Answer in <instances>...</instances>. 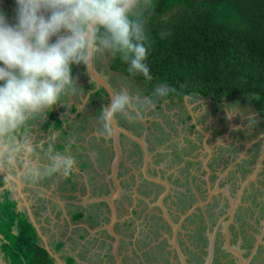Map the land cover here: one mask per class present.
<instances>
[{
  "label": "rangeland",
  "instance_id": "obj_1",
  "mask_svg": "<svg viewBox=\"0 0 264 264\" xmlns=\"http://www.w3.org/2000/svg\"><path fill=\"white\" fill-rule=\"evenodd\" d=\"M8 1L14 2L15 0H0V4L1 2L6 4ZM166 17L162 16L161 18L165 19ZM112 59L113 56L107 53L96 56L95 69L102 74L101 69L108 67ZM115 75L117 76V74ZM118 77L119 83L124 82L125 85L114 84L113 87L117 91V88H121L127 89L129 92H139L144 96L149 95L145 86L139 84L129 85L128 81L136 84L135 80L129 76L122 73ZM106 78L112 81L110 77L107 76ZM85 80L89 81L87 77H85ZM77 97H79L78 94L72 93V102L78 106L79 102L75 100ZM103 99L105 98L103 97ZM85 105H89V108L82 107L81 110L78 109L81 114L80 117H76L78 112L72 114L70 103H63L61 109L59 107L53 108L60 113L64 125L68 126L66 128L68 134L65 131L66 136L63 137L66 142L61 140L59 131H54L52 138L55 136L58 142L61 140V142L67 143L63 144V149L56 150L63 151L67 148L69 154L76 160V165L70 173V175L72 174L71 181H66L68 175L63 173H57L44 182H25L26 186H24L23 181L17 180L21 186V196L28 203L31 211L34 209L32 204L43 201L39 199L43 198L49 203H56L53 204L55 206L60 205L63 209L65 208L67 210L65 211L66 215L68 211L79 210L85 213L80 225L73 226L75 222L70 221V229L77 227V230L70 232V236L67 235L69 237L64 238L70 252L74 250L81 252L83 244L87 241L92 243L91 249L98 247L100 243V241H94L95 238L99 237L97 234L99 227L94 223L99 207L95 204L97 205L96 200L98 198L105 197L104 194L107 191L105 188V183H107L106 174L112 157L109 151L104 152L101 149L102 147L108 148L109 142L106 143L105 139L104 141L100 140L104 135L99 131L98 118L96 119V116L92 114L93 109L90 103L87 102ZM230 105L236 108L234 112L230 113ZM250 119H254V122H250ZM116 121L122 124L121 131L125 135L122 138L123 154L121 162L123 166L120 168V172L123 174L122 179L127 177L125 173L127 167L130 166L131 173L135 172L132 161H135L138 155L135 156L136 151L132 152V149L137 150V147H139L148 161L153 162L154 158H158V168L162 172L167 171L175 174H177L179 168L183 167L184 163L171 161L173 167L168 170V167L172 165L169 166V161L172 158L171 152L175 151V147L178 150L181 147L191 150L188 151L189 154L181 157L191 162L187 166L189 167V172L185 175L187 177L176 182L178 188L172 186L178 189L179 192L183 191L184 188L187 199L178 194L174 199L166 201L161 199L159 201L163 214L175 227V239H177L176 234L179 236L177 245L180 250L185 252L187 261L190 264H207L209 259H212L210 260L211 264H226L224 260L216 259L220 257V253H224L220 245L219 232L226 214L218 211L217 207L208 206V202L201 201V198H199L200 191H197V187L200 185L198 174L201 172L202 163L204 162H206L205 165L209 172L221 174L219 184L235 194L237 209L239 207L247 209L249 214V217L246 218L248 222L245 225L240 220L235 221L237 222L235 224L236 229H232L230 232L232 245L243 257H248L247 252L251 250V246L254 245L257 239V249L251 250L252 253H256V257L249 259L248 264H264V238L262 239V235H258L261 226L264 224V118L258 117L247 97H238L236 100L224 101L222 104H216L208 98L195 95L187 97L184 101L175 99L170 101L159 98L134 124L129 125L119 118ZM123 126H127V128ZM30 130L28 127V139L38 147H42V144L47 141V134L44 133V137H42L41 134L35 135ZM48 146L53 147V143ZM155 147H158L157 150L159 151H155ZM53 148L55 149V147ZM156 154L162 155L163 159ZM162 162H165L168 166ZM20 170L22 176L23 170ZM240 173H242L244 179L239 175ZM189 176H191V179L188 178ZM17 182H15L16 185ZM157 182L159 183V181ZM210 182L215 183V180H210ZM10 185L6 184L4 188L12 190L13 195L11 194L10 197L17 200V209L20 211L25 209L17 192L18 187L15 188L14 184ZM72 185L74 187L71 190ZM4 188H0V191ZM147 201L148 199H145L146 203ZM118 206L119 209L130 207L124 199H121ZM140 208H143V205ZM151 213L157 214L158 212L141 211L140 219L135 224L137 226L134 227L136 236L144 237L147 232L150 233L149 230H160L164 234L168 231L171 232L170 229L151 227ZM200 214L203 216L202 221L198 216ZM52 217L53 215H51ZM68 220H70L69 216ZM99 221L102 220L99 219ZM44 224V227H42L45 230L44 234L46 236H44L51 242L52 237L59 233L58 224H56V219L55 224L52 220H48L47 223L44 221ZM248 225H251V227ZM84 228L90 231L89 235H87L88 233L84 234ZM52 229L53 231L50 232ZM139 233H142V235ZM81 235L85 239L80 243L76 238ZM153 236V234H150L149 238L153 239ZM153 241L150 240L148 246L155 247ZM131 248L133 251L128 249L126 245L122 246L121 251L125 250L122 254L125 264H127L124 260L125 254L130 260L139 257L138 251H134L133 245ZM166 251H172L169 244L165 245V250L164 247L161 248L155 258L146 256V259L151 258V260H144L143 263L171 264L170 258L169 261L164 263V259H167L168 256V254L165 255ZM7 255L9 256V254ZM21 258L23 259L21 256L16 261L19 263ZM249 258L251 257L249 256ZM21 263L23 262L21 261ZM81 263L87 264V260L82 258V261H79V264ZM37 264L39 263L37 262Z\"/></svg>",
  "mask_w": 264,
  "mask_h": 264
},
{
  "label": "clouds",
  "instance_id": "obj_2",
  "mask_svg": "<svg viewBox=\"0 0 264 264\" xmlns=\"http://www.w3.org/2000/svg\"><path fill=\"white\" fill-rule=\"evenodd\" d=\"M15 3L14 23L0 13V183H38L57 173L69 175L76 165L67 148L38 147L27 136L34 117L51 111L75 90L74 65L107 53L119 57L130 74L152 80L143 18L152 0ZM168 91L162 84L147 96L127 89L114 91L100 109V133L110 136L118 118L134 124ZM235 110L229 106L230 113ZM18 169L23 170L22 176L17 175Z\"/></svg>",
  "mask_w": 264,
  "mask_h": 264
},
{
  "label": "trees",
  "instance_id": "obj_3",
  "mask_svg": "<svg viewBox=\"0 0 264 264\" xmlns=\"http://www.w3.org/2000/svg\"><path fill=\"white\" fill-rule=\"evenodd\" d=\"M7 11H1L5 18H9ZM143 18L152 80L130 74L117 56H113L111 70L145 86L149 95L155 86H167L163 99L195 95L222 104L247 97L258 117L264 118V0H152ZM46 115L52 123L47 120L42 129L65 133L56 113ZM8 195V190L1 191L0 252L12 264H53L38 245L32 225Z\"/></svg>",
  "mask_w": 264,
  "mask_h": 264
},
{
  "label": "flooded vegetation",
  "instance_id": "obj_4",
  "mask_svg": "<svg viewBox=\"0 0 264 264\" xmlns=\"http://www.w3.org/2000/svg\"><path fill=\"white\" fill-rule=\"evenodd\" d=\"M9 3L11 4V9L12 12L11 14L8 13L9 8L7 7L9 5ZM5 8L8 9V11L6 12V14L9 15V17H11L13 19V13L16 10V3L14 1V3H12L11 1H8L5 3L1 2L0 4V13L3 10V6ZM10 18H6L8 23H11ZM15 20V19H13ZM12 24V23H11ZM94 62H95V57L92 58V67L94 69V71L105 81V83L110 87V89L114 92L117 91L115 87H113V85H125L124 82L119 83V77L122 73L119 71H113L110 68L111 62L108 65V67L106 68H102L101 70L103 71L102 74L101 72L97 71L95 69L94 66ZM75 68V72L72 74L74 78L77 77V79L82 80L83 83H85V87L80 88V91L78 93V96L80 95V97H82V99L80 100V103L78 106H82V102L84 101V99H86V103H90L91 107H92V114L94 116H96V119L98 118L100 109L102 108V106L106 105L108 103V97L106 95V93L104 92H100L97 94L98 91L103 90L101 88H96L94 83L92 82L90 76L87 74L86 72V68H85V64L83 65H74ZM117 74V76L115 75ZM110 77L112 81H109L106 77ZM85 77L88 78L89 81L85 80ZM131 78V77H130ZM127 83H129V85H141L140 83L136 82V84H133L132 82L128 81ZM118 91L121 90V88H117ZM104 91V90H103ZM191 96V95H189ZM189 96H184L181 100H178L176 98H171V99H166V100H178V101H184L187 97ZM103 97L105 99H103ZM63 103H67L69 104L70 102L67 101L65 102V96L58 102L57 106H55V108L59 107V109H61L63 107ZM85 103V104H86ZM72 106V105H71ZM87 107L89 108V105H85L84 108ZM78 109L80 110V108L76 107L75 105L70 109L72 111V114L77 113ZM52 112L56 113V119L61 121V127L63 131H66V128L68 127L67 125L65 126L64 124V120L60 119L61 116L59 115L60 113L58 111H55V109L51 110ZM80 112H78V114H76V117H80L81 114ZM92 118H94L92 116ZM189 118V117H188ZM187 118V120H188ZM48 120V124L51 126L52 120H50L46 113L43 116H38V118L33 122L32 127L36 126L39 127V132L42 130V126L44 125V123ZM96 121V120H95ZM190 121V119H189ZM116 126L119 128V148H120V159L118 162V167H117V171H116V177L118 180V191H117V198L114 199L113 201V208H114V216H115V220L114 223L112 224V228H111V232L109 229V224L111 221V207L109 205V198L111 196L112 193L115 192V187H114V183L111 180L110 177V167L113 161V158L115 156V152H114V146H113V141L112 138L109 136H102V138H100L101 141L105 142H109V147L108 148H104L102 147L101 149H103L104 152L109 151L111 153V161L108 167V172L106 174L107 177V183H105V188L107 189V191L104 194V198H98L97 201V205L95 204V206H98L99 208V212L96 215V218H94L95 220V224H97L99 227L97 234L99 235V237H97V239L95 238L94 241H100L98 247L91 249V242L87 241L85 244H83L82 246V251L78 252V250H74L73 252H70L69 248L66 245V242L64 241L65 237H69L71 234L70 232H72L73 230H77V227H74L73 229L71 228L70 225V221L71 222H75V224H73V226H78L82 223V219L84 218L85 213L83 211H68V214L66 215L67 211L65 208L63 209L61 206H54L53 204L56 203H49L48 201H46L43 198H39L40 200H43L41 202H35V204H32V207L34 208L31 213L33 215V219L35 221V223L39 226V229L41 231V233H43V228L41 226L42 223V217L45 215H47V213L49 212L48 210L51 211V213L55 214V219H56V224H58V228H59V233H56V235H54V237H52V241L49 242L48 240L46 241L50 250L58 255V257L60 258V260L62 261L63 264H68V261L71 260V262L69 264H79V261H82V258H84L85 260H87V264H125V262H123V255L125 250H122V246L126 245L128 249H132L131 246L133 245L134 247V251H138L137 254H139V257L137 259H131L127 257V254H125L124 256V260L126 261L127 264H144L143 261L144 260H151V258L146 259V256L148 257H152L155 258L158 254V251L164 247L165 250V245H170L172 251H166L165 255L168 254L167 259H164V263H166L167 261H169L171 259V264H183L181 259L178 256V253L176 251V249L173 247L172 245V241L175 239V227H173L172 223L170 220H168L166 218V216L163 214V211L161 209V205L159 203V201L161 199L169 200V199H174V197H177L178 194L182 195V197H186L187 199V195H186V190L183 188L181 192L178 191V189L173 188L172 186L177 187L176 182L179 181V179H185L187 176H185L189 171V167L188 164L191 163L190 161L184 160L181 157L184 155L189 154V152L191 151L190 149H186L184 147H181L179 150L177 147H175V151L171 152L172 158L169 161V166L171 163V161H177L178 162H183L184 165L183 167L179 168V170H177V174L175 173H168L166 172H162L160 168H158V158H154V161H148L145 156H143V152L142 150L137 147L136 149H132L133 151H136L135 156L138 155V157L135 158V161H132V163L134 164V171L132 172L130 171V166L127 167L125 169V173L127 175V177H125L124 179H122L123 174L120 172V168L123 166L122 164V138L125 137L124 133L121 131L122 130V124L118 123L117 121H115ZM38 125V126H37ZM126 127L127 126H123ZM68 131H66L67 133ZM46 133V132H44ZM40 135V134H39ZM41 135H43L41 133ZM48 135V134H47ZM60 136H61V140L66 142L65 140H63L66 136V134L60 132ZM108 139V140H106ZM61 140H59L56 138H52L51 135L48 137L47 142H45L44 144H42V147H47L49 144L55 145V149H57L59 146L62 145V147H64L63 144H67V143H63L61 142ZM69 142V141H68ZM158 147H155V151H159L157 150ZM189 151V152H188ZM180 155H179V153ZM157 155V154H156ZM157 156H161L162 155L158 154ZM131 161V160H130ZM164 164H166L165 162H162ZM176 164V163H175ZM166 166H168V164H166ZM173 167V164L168 167V170H171V168ZM165 169H167V167H165ZM21 170L18 169L17 171V175L21 176ZM0 175H2V173L0 172ZM72 175V174H71ZM70 174L68 175V177L66 178V181H71L72 176ZM208 175V180H209V185H210V190H214V188H223L222 186H220L219 184V180H220V173H213V172H205V170L203 169V163H202V167H201V172L198 174V178H199V182L200 185L197 187V191H200L199 194V198H201V201H205L208 202V206H212V207H217L218 211H222L225 212V214H228V208H229V204L227 203L226 199L222 196V195H215V194H209L206 190L205 187V176ZM242 177V173L239 174ZM194 176V175H193ZM213 177V178H212ZM189 179H191V176L188 177ZM194 178V177H193ZM242 179H244V176L242 177ZM210 180H215V183H211ZM239 180V178H238ZM22 181V180H19ZM159 181V183L157 182ZM6 185V184H5ZM0 187V188H4ZM9 186H11L10 184H7ZM15 188H16V183H14ZM24 186H26V183L24 182ZM74 186L72 185L71 190ZM168 187V188H167ZM5 190L9 191V199L10 200H14L17 203V200H15L14 198L10 197V195L12 194V190L10 188H4ZM228 190L230 197L235 201V194L231 193L230 189L225 188ZM174 190V192H173ZM3 191V189H2ZM172 191V192H171ZM1 194V191H0ZM15 194V192H14ZM13 195V194H12ZM163 197V198H162ZM121 199H124L128 205H130V207H125L123 209H119L118 204L121 203ZM145 199H148L147 203L145 202ZM172 203V201H170ZM39 204V205H38ZM141 205H143V208H140ZM148 205V206H147ZM151 206V207H149ZM52 207H55V209H57L58 211H56L55 209H53ZM18 204L16 206V210L19 211L18 209ZM198 210H200L199 207H197ZM31 210V209H30ZM34 210H36L37 212H40L42 216H40V218H37L36 216H34ZM129 210V211H128ZM54 211H56L54 213ZM141 211H148V212H155L157 211L158 213H151V219H152V225L151 227H159V229L164 228L166 230H169L171 232L168 231V233L164 234L161 233L160 230H156V231H150V233H146L144 237L142 236H136L135 234V225L136 222L139 221L140 219V215H141ZM21 212L24 213L27 221L32 225L31 221L29 220L27 211L25 209H22ZM81 215L78 217V215ZM52 215V214H50ZM248 212L247 209H244L242 207H239L237 209H235L234 212V216H233V222L229 225L228 227V235H229V242L230 245L232 247H234L232 245V239H231V230L232 229H236V220H240L243 225L246 224V222H248L246 220V218H248ZM68 216L70 217V220H68ZM199 218H201V221L203 220V216L200 214L198 215ZM239 217V219H237ZM48 219L51 218V216L47 217ZM67 218V219H66ZM46 219V218H45ZM102 220V221H99ZM122 219V221L120 222V220ZM227 217L225 216V220L222 224V227L220 229L219 232V237H220V242H221V248L223 250L224 253H220L219 256L216 259L217 260H224V262L226 264H238V260L232 256V254L227 250V248L225 247V242H224V238H223V234H222V230H223V226L224 223L226 221ZM98 221V223H96ZM249 227H251V225H248ZM33 227V226H32ZM240 227V226H239ZM264 224L261 226L258 235L260 236L261 231L262 232V239L264 238ZM35 233L36 230L33 227ZM88 230H83L84 234L89 235V232H87ZM86 232V233H85ZM140 235H142V233H139ZM150 234H153V239H150ZM37 235V234H36ZM43 235V234H42ZM69 235V236H67ZM59 236V237H58ZM177 239H179V236L176 234ZM38 238V236H37ZM80 243L81 241H83L85 239V237H83L82 235L79 236L78 238H76ZM177 239H175V243L177 245ZM150 240H154V246H148ZM179 241V240H178ZM69 243V242H68ZM76 243V242H75ZM181 243V242H180ZM257 243V239L254 242V244ZM38 245L42 247L43 243L42 241L38 238ZM65 245V246H64ZM254 246V245H253ZM253 246H251V250L253 249ZM178 247V245H177ZM257 249L254 248V250ZM178 250L180 252V255L183 257L185 264H190L187 261V258L185 256V252H183L182 250H180V248L178 247ZM251 250L249 252H247V255H249L251 258L250 259H254L256 257V253H252ZM77 251V253H76ZM133 251V249H132ZM239 252V251H238ZM172 253V254H171ZM240 253V252H239ZM249 253V254H248ZM48 255V254H47ZM75 256L79 257V261L76 263L75 260ZM240 256L242 257V259H246L247 257H243V255L240 253ZM248 256V257H249ZM50 258V257H49ZM126 258V259H125ZM170 258V259H169ZM5 259V258H4ZM142 259V261H141ZM7 264H12L8 259H5ZM50 260H52L50 258ZM212 260V259H209ZM220 261H218L220 263ZM253 261V260H252ZM53 264H57L52 260ZM208 262V261H207ZM210 262V261H209ZM208 262V263H209ZM249 262V261H248ZM83 264V263H81ZM149 264H153V263H149ZM154 264H158V263H154ZM211 264V262H210ZM248 264V263H247Z\"/></svg>",
  "mask_w": 264,
  "mask_h": 264
},
{
  "label": "water",
  "instance_id": "obj_5",
  "mask_svg": "<svg viewBox=\"0 0 264 264\" xmlns=\"http://www.w3.org/2000/svg\"><path fill=\"white\" fill-rule=\"evenodd\" d=\"M85 68H86L87 74L90 76V78H91L92 82L94 83L95 87L96 88L103 89L104 92L106 93V95L108 97V101H109V99L113 95V91L105 83V81L94 71V69L92 67V59L85 64ZM112 128H113V132H112V134L109 137H111L112 138V141H113L115 156L113 158V161H112V164H111V167H110V172H111L110 177H111V180L114 183L115 192L112 193L111 196H110V198H109V205L111 207V221H110V224H109L110 232H111L112 224L114 223V220H115L114 208H113V201H114L115 198H117V191H118V188H119V186H118V180H117V177H116V171H117L118 162H119V159H120L119 134H118L119 128L116 126L115 122L113 123ZM205 164H206V162L203 163V169L205 170V172H208ZM204 181H205L206 190H207V192L209 194H215V195H219L220 194V195H222L226 199L227 203L229 204L228 214L226 215L227 219H226V221L224 223L223 230H222V234H223V238H224V242H225V247L232 254V256L235 257L238 260V264H247L250 258L247 257L246 259L243 260L242 257L240 256V253L238 252V250L235 249L234 247H232L230 245V242H229L228 227L233 222V216H234V212H235V209H236V199L234 201L230 197V194H229L228 190L225 189V188H221V189L220 188H214L213 191L210 190L208 175L205 176ZM17 187H18V189H17L18 191L17 192L19 193V196L21 197V200L23 202V205L25 206L24 208L27 211L29 220L31 221L32 226L35 228L36 234H37L38 238L43 243L42 248L45 250V252L48 254V256L55 263H57V264H63L62 261L60 260V258L58 257V255L54 254L50 250V248H49V246H48V244L46 242L45 236L42 235V233H41V231L39 229V226L35 223V221L33 219V215L31 213V210H30V207H29L28 203L21 196V193H20L21 186H20V184L18 182H17ZM262 232L263 231H261L260 235H262ZM172 245L176 249V251L178 253V256L181 259L182 263L185 264L184 259L180 255V252L178 250V247H177V245L175 243V239L172 241ZM257 245H258V243H255L254 246H253V249L256 248ZM208 262H207V264H208Z\"/></svg>",
  "mask_w": 264,
  "mask_h": 264
},
{
  "label": "crops",
  "instance_id": "obj_6",
  "mask_svg": "<svg viewBox=\"0 0 264 264\" xmlns=\"http://www.w3.org/2000/svg\"><path fill=\"white\" fill-rule=\"evenodd\" d=\"M12 3H14V2H12ZM3 6V5H2ZM5 6V5H4ZM3 6V7H4ZM8 8H9V11H8V13L9 14H11V12H12V9H11V4L9 3V5L7 6ZM5 8V7H4ZM10 19V22L12 23V21H14L11 17H9ZM11 23H9V24H11ZM75 80H76V84H77V86H76V88H75V90L74 91H72V92H70V93H68L67 95H65V102H67V101H69L70 102V104L72 105V106H70V109L75 105L76 107H78V108H82V107H84L85 106V103H86V99H84V101L82 102V106H77V104L76 103H73L72 102V93H76V94H78L79 92H81L80 91V88H82L83 89V87H85V83H83L82 82V80H80V79H77V77L75 78ZM82 99V97H80V95H79V97H77L75 100L76 101H78L79 103H80V100ZM79 103H78V105H79ZM81 110V109H80ZM78 114V113H77ZM60 115V114H59ZM60 119H62V118H60ZM63 120V119H62ZM38 126V125H37ZM29 129H31L30 131H32V133L33 134H35V135H39V134H43L42 135V137H44V132H46V134H48L47 135V140H48V137L50 136L49 134H51V137H52V134L53 133H55L54 131H50V130H46V129H42L40 132H39V127H36V126H34V127H32V125H30L29 126ZM28 130V129H27ZM59 131V133H60V131L61 130H58ZM58 133V134H59ZM64 134H66V133H64ZM68 134V133H67ZM53 138H56L55 136H53ZM47 142V141H46ZM45 143V142H44ZM43 143V144H44ZM53 147H55V145H53ZM57 149H63V147H62V145L61 146H59ZM55 206V205H54ZM60 206V205H59ZM55 209V208H54ZM20 211V210H19ZM49 212L47 213V215L45 216H43L41 219H42V227H44V221H45V223H47L48 222V220H52L53 221V223L55 224V214H53V213H51V211L50 210H48ZM56 211H58L57 209H56ZM56 211H54V213L56 212ZM50 214H52L53 215V217L52 218H47L48 216H51ZM34 216H36L37 218H40V216H42L41 215V213L40 212H37L36 210H34ZM46 218V219H45ZM45 228L47 229V226H45ZM48 230V229H47ZM50 231V230H49ZM53 231V229L50 231V232H52ZM44 232H45V230H43V235H45L44 234ZM87 232H90V231H87ZM86 233V232H85ZM46 236V235H45ZM46 238V237H45ZM46 241H47V238H46ZM66 245H68V244H66ZM65 246V245H64ZM76 253H77V251H76ZM75 258V260H76V263L79 261V257H77V256H75L74 257ZM0 264H7V262H6V260L4 259V255L0 252Z\"/></svg>",
  "mask_w": 264,
  "mask_h": 264
}]
</instances>
